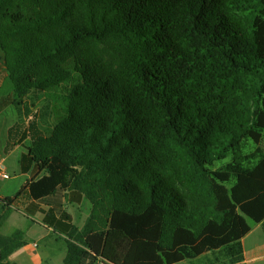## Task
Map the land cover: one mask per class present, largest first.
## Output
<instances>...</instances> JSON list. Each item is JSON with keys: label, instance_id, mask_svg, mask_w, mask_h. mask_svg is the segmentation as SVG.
Segmentation results:
<instances>
[{"label": "trees", "instance_id": "16d2710c", "mask_svg": "<svg viewBox=\"0 0 264 264\" xmlns=\"http://www.w3.org/2000/svg\"><path fill=\"white\" fill-rule=\"evenodd\" d=\"M0 70L18 115L39 91L54 118L8 129L32 176L0 198V228L25 194L63 264H245L264 228V0H0ZM83 200L78 228L66 206ZM24 245L0 231V264Z\"/></svg>", "mask_w": 264, "mask_h": 264}, {"label": "rangeland", "instance_id": "374dc122", "mask_svg": "<svg viewBox=\"0 0 264 264\" xmlns=\"http://www.w3.org/2000/svg\"><path fill=\"white\" fill-rule=\"evenodd\" d=\"M3 74L0 70V84L2 82ZM9 99L6 94L0 93V144L5 141L7 126L10 125L13 119L22 124H27L30 120L35 119L38 126L46 133L51 130V125L54 121L51 113V107L45 94L39 91H31L26 96V105L29 109L27 114L23 112L18 115L15 107L9 104ZM11 104V103H10ZM4 127V128H3ZM2 129H5L2 131ZM5 156L0 151V159ZM8 158V165L13 161V155ZM10 175L9 179L0 177V187L13 195L22 184L23 176L14 175L11 170H7ZM4 198V197H0ZM12 198V197H10ZM28 199V198H27ZM27 203L26 198L22 197L14 201L12 207L13 211L8 216L4 225L0 228L2 234H11L14 230L20 229L24 235L25 245L16 249L9 256V259L15 264H63L66 254L64 242L59 238L51 227H47L42 223L43 214L38 212L34 217L29 216L24 212V206ZM67 210L73 216V222L81 228L89 215L90 205L87 200H83L80 204L67 205ZM251 223V222H250ZM252 233L246 239L253 242L260 238L264 241V233L260 227L255 223H251ZM23 253H18V251ZM97 264H110L101 259ZM179 264H228L226 251L219 250L207 252L197 258L184 260Z\"/></svg>", "mask_w": 264, "mask_h": 264}, {"label": "crops", "instance_id": "0c3cea01", "mask_svg": "<svg viewBox=\"0 0 264 264\" xmlns=\"http://www.w3.org/2000/svg\"><path fill=\"white\" fill-rule=\"evenodd\" d=\"M7 105L14 106L12 103L11 104L9 103ZM15 122H16V120L13 119L12 122L10 123V125L7 126V130L2 129V131L5 130L6 136H5L4 143L3 144H0V151L5 156H3L0 159V166L3 165L4 171L7 172V170L9 169V170H11L14 173L15 176L16 175L23 176L24 179L22 181V184L19 186V189L16 192H14L13 195L8 194V192L6 190H4L3 188L0 187V197H14V195L21 188H23L27 184V182L30 180V178L32 176V173L31 172H28V173H20L19 172V167H18L17 160H18L19 155L24 150L20 145L14 146L8 153H5L4 152V147H5L6 141H7L8 129ZM11 154L13 155V161L8 165V163H7L8 158L7 157H9ZM0 177L1 178H4L1 175H0ZM9 178H10V175H9V177L4 178V179H9ZM22 197L26 198V200L28 202L27 196L25 194L21 195L18 199H20ZM33 218L36 219L37 222H40V219H37L36 217H33ZM255 224H257V226L260 227L261 230L264 233V228H263L262 222H258V223H255ZM251 233H252V226H251V230L241 239L242 248H243V257H244V260L243 261L245 262V264H264V241H262L260 238H258V239H255L253 242H250L251 240L250 241L248 240V242H246V239L251 235ZM18 253L21 254V253H23V251H21V249H20V251H18Z\"/></svg>", "mask_w": 264, "mask_h": 264}, {"label": "built area", "instance_id": "2783aa9c", "mask_svg": "<svg viewBox=\"0 0 264 264\" xmlns=\"http://www.w3.org/2000/svg\"><path fill=\"white\" fill-rule=\"evenodd\" d=\"M0 175L4 178L9 177L8 173L4 171L3 165L0 166Z\"/></svg>", "mask_w": 264, "mask_h": 264}, {"label": "water", "instance_id": "95a60500", "mask_svg": "<svg viewBox=\"0 0 264 264\" xmlns=\"http://www.w3.org/2000/svg\"><path fill=\"white\" fill-rule=\"evenodd\" d=\"M0 259H1V253H0ZM101 259H103L104 260V258H101ZM106 262H108V263H110V264H113V263H111L110 261H108V260H105Z\"/></svg>", "mask_w": 264, "mask_h": 264}]
</instances>
